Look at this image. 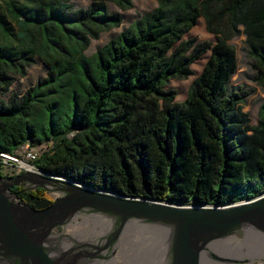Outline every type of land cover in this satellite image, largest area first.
I'll list each match as a JSON object with an SVG mask.
<instances>
[{"label":"trees","instance_id":"16d2710c","mask_svg":"<svg viewBox=\"0 0 264 264\" xmlns=\"http://www.w3.org/2000/svg\"><path fill=\"white\" fill-rule=\"evenodd\" d=\"M72 1L0 3V153L43 147L35 161L42 173L178 206L225 207L264 195V104L254 127L243 96L229 88L238 70L229 41L242 33L264 86V0H157L155 11L91 57V41L121 18L104 0L80 10ZM200 18L219 37L215 22L232 32L215 45L182 40ZM208 51L187 100L175 102L167 86L189 78ZM37 60L47 77L23 94L11 92ZM12 193L36 209L53 203L43 189Z\"/></svg>","mask_w":264,"mask_h":264},{"label":"water","instance_id":"95a60500","mask_svg":"<svg viewBox=\"0 0 264 264\" xmlns=\"http://www.w3.org/2000/svg\"><path fill=\"white\" fill-rule=\"evenodd\" d=\"M18 186L43 189L53 203L33 208L12 193ZM258 198L188 207L99 191L45 173L0 176V264L254 262L261 259L246 248L264 244V196ZM224 242L228 249L220 258L212 248Z\"/></svg>","mask_w":264,"mask_h":264},{"label":"rangeland","instance_id":"374dc122","mask_svg":"<svg viewBox=\"0 0 264 264\" xmlns=\"http://www.w3.org/2000/svg\"><path fill=\"white\" fill-rule=\"evenodd\" d=\"M3 0H0L2 3ZM75 10L87 9L92 0H74L72 1ZM133 6L130 9H120L113 0H104L107 12L111 15H118L121 18L120 26L110 31L100 34L98 40H92L88 50L85 52L87 57L93 56L100 48L107 45L111 40H114L120 36L124 31L130 29V27L141 17L152 13L158 7L157 0H133ZM215 28L219 30L222 35L220 37L225 38V35L230 34L232 30L228 27L226 22H215ZM243 31V27L239 28ZM219 35L211 33L207 29L206 21L200 18L197 21L196 26L183 36L182 40L193 41L194 46L202 43H211L215 45L219 39ZM236 51L238 57V70L235 76L231 79L229 88L236 93H240L244 102L242 103V112L248 116L252 126L256 127L260 121V109L264 104V86L256 81V72L253 68L254 60L250 54V46L247 42V37L244 33L229 41ZM192 50L189 52V54ZM211 57V51H208L201 56L200 59L195 61L191 67L192 75L185 80H172L167 86L168 90H174L177 92L175 102L183 103L189 96L190 89L194 82L200 78L204 72V69ZM47 77V68L42 61L37 60V63L28 70L27 75L24 78H18V80L10 88V91L17 94H23L28 89L32 88L37 82ZM4 172H10V170L4 169ZM51 199L54 196L48 193ZM247 252L260 258L250 262L248 259L236 261L234 264H264V244L254 243L246 248ZM222 258L224 256L217 255Z\"/></svg>","mask_w":264,"mask_h":264},{"label":"built area","instance_id":"2783aa9c","mask_svg":"<svg viewBox=\"0 0 264 264\" xmlns=\"http://www.w3.org/2000/svg\"><path fill=\"white\" fill-rule=\"evenodd\" d=\"M43 151H44L43 147L38 148L32 146L31 144H25L13 154L0 153V176H3L1 175L3 173H7L4 172V169L7 168L8 170H10L11 173L14 172L15 175L21 174L23 172H28L33 174H43L42 171H40L35 166V161L40 157ZM258 199L259 198H257V200ZM191 206L193 205H190L188 207ZM202 207L211 208L214 206H202Z\"/></svg>","mask_w":264,"mask_h":264},{"label":"bare ground","instance_id":"6f19581e","mask_svg":"<svg viewBox=\"0 0 264 264\" xmlns=\"http://www.w3.org/2000/svg\"><path fill=\"white\" fill-rule=\"evenodd\" d=\"M264 195H262V196H260V197H263ZM134 235V233H131L130 235H129V237H131V236H133ZM228 244L229 243H227V242H224V243H220V244H218V245H216L214 248H212V251L214 252V254L215 255H222L223 253H224V251L226 250V249H228ZM135 258H137L136 260L137 261H139V257L138 256H135ZM135 260V261H136Z\"/></svg>","mask_w":264,"mask_h":264}]
</instances>
